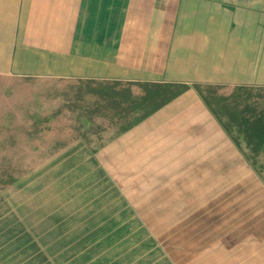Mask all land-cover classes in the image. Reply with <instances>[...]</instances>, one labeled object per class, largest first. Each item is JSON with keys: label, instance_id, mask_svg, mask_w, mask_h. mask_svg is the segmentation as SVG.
Wrapping results in <instances>:
<instances>
[{"label": "crops", "instance_id": "0c3cea01", "mask_svg": "<svg viewBox=\"0 0 264 264\" xmlns=\"http://www.w3.org/2000/svg\"><path fill=\"white\" fill-rule=\"evenodd\" d=\"M62 167L71 183L102 180L81 195L130 202L140 215L118 227L215 203L225 223L204 264L264 262V192L237 194L264 183V0H0L5 185Z\"/></svg>", "mask_w": 264, "mask_h": 264}, {"label": "rangeland", "instance_id": "374dc122", "mask_svg": "<svg viewBox=\"0 0 264 264\" xmlns=\"http://www.w3.org/2000/svg\"><path fill=\"white\" fill-rule=\"evenodd\" d=\"M77 173L78 178L83 177L84 166H80ZM6 174L0 171V264H204V259L219 250L218 225L225 222L217 219L215 203L207 204L202 210L199 205L190 204L159 208L161 212H172L169 216L179 212L178 217L193 208L190 220L176 221L172 216L175 221H167V216L161 222L118 227L117 217L128 215L131 218L140 214L131 208L130 202L126 210H121L124 204L117 201L120 195L106 196L112 201L109 205L103 200L100 202L98 195H89L90 192L81 195L80 190L86 188L92 193V188L101 192L102 180L71 183L67 168L62 167L61 173L50 177L62 182L53 183L45 178V183H37L36 178H30V185L12 187L5 185ZM263 185L240 184L237 194L252 188V196L260 197ZM60 190L63 197L56 198ZM149 202L155 204L154 199ZM143 210L152 213L149 219L156 214L153 213L155 205ZM94 223L97 226L90 227ZM205 230L209 233L207 236ZM156 235L160 236V243L154 238ZM155 241L163 256L155 255L153 250L149 252L148 247L156 245ZM44 244L50 247H43ZM124 251L130 253L124 255ZM106 252H111L114 259L108 260Z\"/></svg>", "mask_w": 264, "mask_h": 264}]
</instances>
